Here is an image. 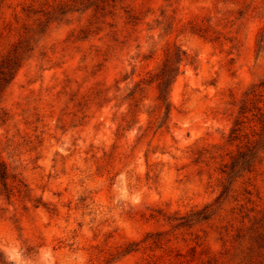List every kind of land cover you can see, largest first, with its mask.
<instances>
[{"label":"rangeland","instance_id":"obj_1","mask_svg":"<svg viewBox=\"0 0 264 264\" xmlns=\"http://www.w3.org/2000/svg\"><path fill=\"white\" fill-rule=\"evenodd\" d=\"M0 164V264H264V0H0Z\"/></svg>","mask_w":264,"mask_h":264},{"label":"trees","instance_id":"obj_2","mask_svg":"<svg viewBox=\"0 0 264 264\" xmlns=\"http://www.w3.org/2000/svg\"><path fill=\"white\" fill-rule=\"evenodd\" d=\"M181 62L180 54H175L173 57L167 58L163 68L160 71V74L157 76L158 79V91L159 97L158 100L169 110L168 96L170 87L178 75L179 68L178 64ZM0 178L2 181L7 179L6 171L3 164H0Z\"/></svg>","mask_w":264,"mask_h":264}]
</instances>
